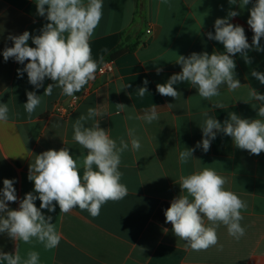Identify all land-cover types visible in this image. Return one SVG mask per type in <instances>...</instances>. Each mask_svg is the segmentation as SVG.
<instances>
[{
    "label": "crops",
    "instance_id": "obj_1",
    "mask_svg": "<svg viewBox=\"0 0 264 264\" xmlns=\"http://www.w3.org/2000/svg\"><path fill=\"white\" fill-rule=\"evenodd\" d=\"M102 2V19L90 39L92 59L99 65L121 43L127 48L135 47L111 60L112 72L96 74L75 93L79 96L71 107L72 96L63 95L58 87L50 96H42L47 85L53 83L50 79L45 78L43 86L36 89L26 72L18 75L17 70L24 65L13 58L4 60V49L13 46L10 35L25 31L30 36L39 35L48 21L37 14L35 0H0V103H7L10 109L8 121L0 122V189L4 179L15 180L18 198L8 202L9 208L17 209L25 194L34 192V182L27 177L36 155L65 147L74 158L87 154L73 139V123L80 115H87L89 107L97 109L99 115L87 121V126L99 121L118 144L121 137L129 143L119 166L127 196L104 204L96 217L78 207L67 214L60 213L58 205L55 212L42 209L45 216H52L51 222L61 234L60 243L46 250L35 239L30 244L20 241L22 258L28 251H37L39 264H264V152L253 155L241 150L223 133H217L207 153L196 147L202 140L205 111L221 123L231 112L245 119L258 118V108L254 107L261 102L250 101L249 87L264 95V84L251 75L253 70L264 73V51L249 50L251 63H246L240 54L232 57L241 87L230 92L222 85L220 96L212 101L201 98L187 81L174 85L180 93L176 98L162 96L156 89L157 84L166 83L182 71L181 65L175 63L179 55L225 51L221 43L208 39L207 33L215 34V20L225 18L229 10L239 12L230 22L245 29L251 45L254 34L247 20L255 0L243 9L239 2L230 5L228 0ZM260 43L264 47V37ZM28 45L35 47L31 39ZM158 68L162 69L159 73ZM139 87L148 89L143 97ZM29 91L42 96L31 117L24 108ZM216 103L223 107H214ZM117 104L127 107L120 115L116 114ZM155 105L158 121L149 124L127 118L130 114L142 116ZM129 129H135L140 139L138 151L131 148ZM185 148L195 151L192 159L181 164L179 153ZM203 168L224 176L225 188L246 202L240 222L245 234L236 239L221 224L217 228L218 244L194 251L174 235L164 212L181 193L179 177ZM80 172L82 175V167ZM34 203L39 208V199ZM15 249L16 242L0 233V252L14 253Z\"/></svg>",
    "mask_w": 264,
    "mask_h": 264
},
{
    "label": "clouds",
    "instance_id": "obj_2",
    "mask_svg": "<svg viewBox=\"0 0 264 264\" xmlns=\"http://www.w3.org/2000/svg\"><path fill=\"white\" fill-rule=\"evenodd\" d=\"M230 5L237 4L243 9L251 0H228ZM39 16L46 17V23L39 35L30 36L28 31L18 36L10 35L13 46L6 47L3 58H13L24 65L18 69V75L27 73L28 81L36 89L43 86L45 78L53 83L47 85L42 96H50L53 88L58 87L62 94L73 96L80 92L90 81L96 78L98 64L92 59L90 39L102 19V0H35ZM247 24L253 37L251 45L245 29L233 24L230 20L239 15L238 11L229 10L225 18L214 22L215 34L207 33L208 39L223 45V53L193 52L188 57L177 55L175 63L181 65L182 71L173 74L166 83L157 84V92L162 96L176 98L180 93L174 85L178 82H189L198 90L204 100L212 101L220 96V87L235 91L241 87L236 78V63L232 57L240 54L246 63H251L248 51H264L261 38L264 37V0H255L249 9ZM29 39L35 47L28 45ZM25 61L27 63L25 64ZM162 69H157V73ZM251 75L264 84V73L253 70ZM148 82L145 81L146 85ZM130 87V84L125 86ZM148 92L147 87H139L141 97ZM42 96L35 91L27 92L25 111L31 117L42 102ZM250 101L261 102L255 119L241 118L231 112L221 123L218 119L202 113L205 118L202 129V140L196 147L207 153L211 141L217 133L231 137L234 146L247 150L250 154L264 152V95L249 87ZM158 106L144 111L142 116L129 115L132 120H143L151 124L159 120ZM214 107L221 108L216 103ZM117 115L126 109L124 104H117ZM10 109L7 103H0V122H7ZM99 115L97 109L89 107L87 115H80L73 123V139L87 154L74 158L67 147L59 150L49 149L35 156L30 164L27 179L34 182V192L26 193L19 201L17 209H11L8 202H16L15 180L4 179L0 189V233H6L16 242L14 253L0 252V262L6 264H39L40 254L28 251L22 258L19 242L30 244L35 239L46 250L58 247L61 234L52 223V216H45L41 211L55 212L56 205L60 213L67 214L78 207L87 210L92 217L100 214L101 207L109 201L124 199L128 190L121 183L123 173L119 170L121 155L128 150L129 143L123 137L117 141L110 137L108 131L96 121L87 126V121ZM131 148H141L135 129H129ZM195 148H185L179 153V161L186 164L193 158ZM95 166V169H94ZM83 168L81 175L80 168ZM227 179L214 169L203 168L188 175H181L178 184L180 195L173 198L165 210V222L172 225L174 235L186 242L194 251L207 250L218 244L217 228L226 226L228 234L239 239L245 234L241 221L242 209L247 204L236 193L227 190ZM35 193V194H34ZM40 201L39 208L34 203ZM55 202V203H54ZM206 221L209 222L206 224Z\"/></svg>",
    "mask_w": 264,
    "mask_h": 264
},
{
    "label": "built area",
    "instance_id": "obj_3",
    "mask_svg": "<svg viewBox=\"0 0 264 264\" xmlns=\"http://www.w3.org/2000/svg\"><path fill=\"white\" fill-rule=\"evenodd\" d=\"M98 70L97 73L98 75H104L107 73L112 72L113 67H112V62L111 61H102L99 65H98ZM79 95H73L71 98V107L75 106V103L78 99Z\"/></svg>",
    "mask_w": 264,
    "mask_h": 264
},
{
    "label": "trees",
    "instance_id": "obj_4",
    "mask_svg": "<svg viewBox=\"0 0 264 264\" xmlns=\"http://www.w3.org/2000/svg\"><path fill=\"white\" fill-rule=\"evenodd\" d=\"M135 45L132 47L127 48L123 43H121L119 46H117L115 49H113L107 57L104 59V61H111L112 59L116 58L117 56L121 55L123 52H125L127 49H134Z\"/></svg>",
    "mask_w": 264,
    "mask_h": 264
}]
</instances>
